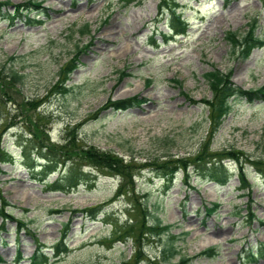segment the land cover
<instances>
[{"label": "rangeland", "instance_id": "obj_1", "mask_svg": "<svg viewBox=\"0 0 264 264\" xmlns=\"http://www.w3.org/2000/svg\"><path fill=\"white\" fill-rule=\"evenodd\" d=\"M0 1L9 2L0 14V71L21 74L18 84L6 78L15 104L0 99V150L12 156L0 162V264H29L40 245L52 256L64 223L70 226L65 240L70 251L47 264H122L138 244L115 241L119 237L103 215L92 220L82 212L100 205L121 225H132L136 233L143 229L140 242L151 260L141 264H163L158 254L167 237L177 240L189 264H264L258 256L264 242V173L251 163H264V101L234 99L219 128L210 125L202 102L212 97L203 74L213 64L230 71L238 86H264V47L242 60L225 39L229 31L248 30L253 19L264 37V0H176L190 28L169 42L163 38L170 34L168 13L159 14V0L129 7L121 0H31L40 5L20 6V15L16 7L30 0ZM86 23L92 32L80 36ZM71 65L75 69L66 73ZM61 81L69 92L58 89ZM132 97L144 101L127 110L110 106ZM38 114L48 118L53 142L64 144L70 128L81 146L112 151L132 163L134 185L118 195L121 177L83 165L95 178L93 186L47 189L31 171L36 165L39 172L44 161L31 163L20 146L21 138L30 137L27 127L34 131ZM205 144L203 158L229 150L243 154L249 195L239 190L240 163L234 160L225 163L234 174L227 185L195 166L188 169L187 183L181 170L172 182L161 174L157 165L193 161ZM66 170L59 165L46 179L53 182ZM213 203L220 206L209 214ZM249 209L255 216L251 222ZM18 221L24 223L20 228ZM156 224L160 236L147 232ZM213 246L216 256L202 254ZM250 251L257 260L247 258Z\"/></svg>", "mask_w": 264, "mask_h": 264}, {"label": "trees", "instance_id": "obj_2", "mask_svg": "<svg viewBox=\"0 0 264 264\" xmlns=\"http://www.w3.org/2000/svg\"><path fill=\"white\" fill-rule=\"evenodd\" d=\"M121 1L123 2L122 7H129L132 4L135 6L141 5L146 0ZM226 1L228 2V0ZM159 2V14L164 17L166 12L168 13L167 25L169 27L170 34H163L164 40L169 42L175 40L174 38L178 35L187 34L189 24L187 20L183 18V12L179 11V3L176 2V0H159ZM30 3L36 7L40 5L36 4L35 1L30 0L27 4L18 5L16 7V13L20 15L21 13L19 12L18 7L24 6L25 9H27ZM8 5V1H0V14H2L3 9ZM10 17L12 18L11 15ZM43 22V20H28V23ZM257 23L258 20L253 19L249 22L248 30L245 32L242 33L238 31H229L225 35V39L231 45L233 53L242 60L248 59L255 49L264 47V37L258 35L256 31ZM91 32L92 27L89 23H86L79 30L80 36L91 34ZM211 67L212 68L209 71L203 74V77L209 85V88L212 92V97L210 99H203L202 101L208 107V119L210 125H215L217 128H219L225 117H227V115L232 111L234 99H244L250 103L255 101H264V86L256 89H245L236 85L232 81V73L230 71H222L214 64ZM73 69H75L73 65L68 66L65 69V72L70 73ZM8 71V74H5L4 71H0V99L3 102L5 100L6 103L11 102L12 104H15V100L13 99L15 92L10 91L13 89V87L8 82L11 80L15 84H18L21 80V74L11 68ZM121 74L124 76L127 73L122 72ZM58 76L60 77L61 75ZM6 78L9 79L8 82L6 81ZM147 82L150 84L151 80L148 79ZM64 83L65 82L62 81L58 83V89L63 92H69L71 89L67 88ZM188 98L190 99V97ZM143 101L144 99L132 97L125 100L115 101L110 106L114 107L116 110H127L133 107L135 104L141 105ZM190 101L198 103L193 99H190ZM26 104L30 105L29 102ZM35 104L36 102H32V105ZM47 123L48 118L38 114L34 131H32L29 126L27 127L30 137H25L24 139L21 138L20 140L22 156L25 159L31 163L32 161H37L38 159L44 161V163L40 166L41 170L39 172L36 169L38 167L36 165L31 166V171L32 173H35L34 176L38 175L40 180L46 183L47 189L69 192L72 189L78 188L81 184L93 186L95 183V178L90 172L83 169V165L90 166L101 171L104 170L112 175L121 177L122 180L118 188V195H124L125 189L129 185H134V166L132 163L126 162L124 158L118 156L112 151L100 150L95 146H81L76 140V135L70 131V128L67 130L68 135H70V139H66L64 144L53 142L46 130ZM207 146L208 144H205L202 147V150L197 154L198 156L193 161L188 160L189 158H181L173 160L174 162H165L161 165H157V167L161 174L167 178L168 182H172L181 170L184 173V180L187 183V179L189 178L188 169L191 166H195L200 170L201 173L209 177L210 180L221 185H227L231 181L234 174L228 170L225 163L227 160H234L240 163L237 173L240 180L239 190L244 191V195H249L250 189L252 187L247 180L248 177L245 167L241 164V158L243 154L235 150H229L223 152L222 154H209V157L203 158V156L207 154ZM11 160L12 156L8 152H4V149H1L0 162L8 163ZM251 163L256 166H260V171L264 173V163ZM59 165H67V170L56 180L49 182L46 177L49 174L54 173ZM219 206L220 205L218 203H213L211 208H207V212L212 214L219 208ZM248 206L246 208H248ZM101 208L102 205L88 207L83 209L82 212L92 220H95L99 218L100 215H103V220L110 223L113 235H117L119 237L115 241L127 243L129 240H133L138 244V248L135 250L134 254L129 259L124 260L122 264H141L144 261L150 262L151 258L145 254L143 246L140 242V240H142L145 235L143 229H140V233H136L132 225H121L117 217H115L113 214H110L109 212L103 213ZM248 212V222H251L255 216L251 209H249ZM2 214L4 213L2 212ZM22 225H24V223L18 221V228H20ZM160 227L161 226L159 224L153 225L148 228L147 232H149L152 236H160ZM0 229H3V225L0 226ZM69 229V224L64 223L62 226L61 238L53 246L54 252L52 256L46 254L42 248L44 246L40 245V249L30 256L29 264H47L52 258H62L63 255L67 254L70 249L65 240L68 236ZM164 229H166V227ZM176 241L177 240L174 239L170 240L168 237L163 238L159 251L160 254H158L162 259L163 264H172L171 260L177 256H180V258L176 264L190 263L191 258L182 254L179 246L176 245ZM258 248V256L264 257V242L260 243ZM202 254L207 257H214L218 254L217 247L213 246L210 249L203 251ZM16 257L17 259L20 258V252L17 253ZM247 258L250 260L258 259L256 253L252 251L249 252Z\"/></svg>", "mask_w": 264, "mask_h": 264}]
</instances>
